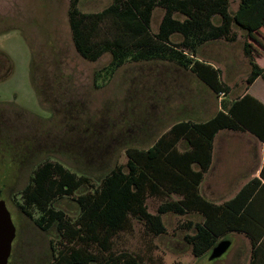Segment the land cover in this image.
Listing matches in <instances>:
<instances>
[{
    "label": "rangeland",
    "instance_id": "rangeland-1",
    "mask_svg": "<svg viewBox=\"0 0 264 264\" xmlns=\"http://www.w3.org/2000/svg\"><path fill=\"white\" fill-rule=\"evenodd\" d=\"M112 1L80 0L78 8L82 13H97ZM229 2L233 13L238 0ZM68 6L69 0H0V51L10 60L0 66V74L8 76L0 81V199L16 229L8 264H49L51 246L57 247L55 226L43 230L35 224L41 215L36 208L28 209L31 217L19 209L23 200L18 193L42 163H61L71 172L91 175L99 182V176L110 168L126 163V147L147 148L175 120L207 119L244 93L264 102L263 80L249 87L246 84L250 65L239 30L234 29L237 38L232 42L191 36L185 44L181 34L170 37L175 51L192 61L210 62L219 70V80L229 92L215 95L179 65L173 53L126 59L119 67L111 63L109 52L95 62L83 59L73 46ZM164 11L161 6L153 10L151 34L158 32ZM174 18L184 20L179 13ZM219 19L214 17L212 23L218 25ZM100 30L99 40L109 38L110 31L103 25ZM261 33L264 35V28ZM254 46V60L264 68V48ZM31 61L45 99L31 85ZM67 153L75 156L72 162ZM89 191L83 187L74 196L56 198L50 205L74 220L79 214L76 197ZM160 203L156 197L148 198V212L155 214ZM162 218L165 234H149L142 223L132 220L131 231L112 239V251L133 254L141 264L233 263L232 247L213 261L207 259L209 255L200 259L191 255L181 227L188 220H197L196 216L167 214Z\"/></svg>",
    "mask_w": 264,
    "mask_h": 264
},
{
    "label": "trees",
    "instance_id": "trees-1",
    "mask_svg": "<svg viewBox=\"0 0 264 264\" xmlns=\"http://www.w3.org/2000/svg\"><path fill=\"white\" fill-rule=\"evenodd\" d=\"M79 3L69 0L67 14L74 49L83 59L95 62L109 52L111 63L119 67L126 59L146 60L173 53L179 65L220 95L229 88L220 82L219 70L210 62L192 61L175 51L170 37L181 34L185 44L191 36L232 42L237 38L235 29L242 33V51L250 65L247 86L258 77L264 81V68L254 60V45L264 48V0H238L233 13L229 0H113L97 13L80 12ZM158 6L165 11L158 32L151 34L152 12ZM174 13L184 20L174 18ZM216 16L218 25L212 23ZM102 25L110 36L99 40ZM4 61L10 62L0 51V66ZM36 71L31 61V85L45 99L44 88L36 83ZM7 77L0 74V81ZM224 129L249 132L264 144V104L244 93L207 120H175L147 148L126 147V163L110 168L99 176V182L85 173L77 175L79 172H71L61 163L44 162L36 167L18 193L23 200L19 209L31 217L28 209L36 208L41 215L35 224L43 230L55 226L58 243L51 246L49 264H141L133 254L113 252L112 239L131 231L132 220L142 223L149 234L161 236L166 233L162 217L167 214L197 217L181 227L185 231L182 239L194 258L207 257L221 239L235 232L250 241L249 264H264V183L252 180L223 205L207 201L198 191L210 166L213 138ZM180 141L188 150H178ZM67 155L72 162L75 156ZM192 164H198L199 171L191 170ZM261 175L264 180V167ZM83 187L90 191L76 197L79 214L74 220L51 207L56 198L72 197ZM153 197L161 201L155 214L148 212L146 205Z\"/></svg>",
    "mask_w": 264,
    "mask_h": 264
},
{
    "label": "crops",
    "instance_id": "crops-1",
    "mask_svg": "<svg viewBox=\"0 0 264 264\" xmlns=\"http://www.w3.org/2000/svg\"><path fill=\"white\" fill-rule=\"evenodd\" d=\"M258 79L262 80L258 77L254 83ZM257 99L264 104L261 99ZM177 148L179 151L188 150L183 141L178 143ZM263 167L264 144L260 140L249 132L219 130L212 141L211 162L198 186L199 194L215 205H223L235 198L252 180L264 183L261 175ZM190 168L199 171L198 164H192ZM221 240L231 243L230 247L235 253L232 264H249L251 246L244 234L230 232Z\"/></svg>",
    "mask_w": 264,
    "mask_h": 264
},
{
    "label": "water",
    "instance_id": "water-1",
    "mask_svg": "<svg viewBox=\"0 0 264 264\" xmlns=\"http://www.w3.org/2000/svg\"><path fill=\"white\" fill-rule=\"evenodd\" d=\"M16 229L4 200L0 199V264H8ZM229 240H221L210 251L209 261L220 258L230 247Z\"/></svg>",
    "mask_w": 264,
    "mask_h": 264
}]
</instances>
